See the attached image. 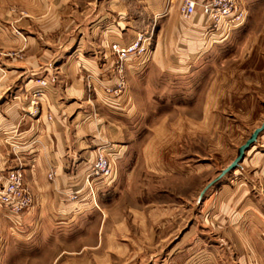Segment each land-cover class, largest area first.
Here are the masks:
<instances>
[{"label":"crops","instance_id":"1","mask_svg":"<svg viewBox=\"0 0 264 264\" xmlns=\"http://www.w3.org/2000/svg\"><path fill=\"white\" fill-rule=\"evenodd\" d=\"M185 1L0 0V48L12 51L0 50V188L20 169L34 197L25 215L0 207L1 264L26 253L40 257L34 264H264V132L237 171L257 168L260 183L201 193L181 231L165 232L174 217L152 215L153 201L136 193L146 177L170 173L168 159L136 152V123L162 103L176 123H202L201 112L256 111L264 100V0H238L245 25L216 31L199 7L206 0H191L189 19ZM141 31L154 33L152 54L128 62L124 96L106 95L102 85L117 84L111 46ZM245 64L257 65L252 76ZM206 69L202 106L195 82ZM40 79L50 85L34 107ZM101 151L109 178L93 173Z\"/></svg>","mask_w":264,"mask_h":264},{"label":"rangeland","instance_id":"2","mask_svg":"<svg viewBox=\"0 0 264 264\" xmlns=\"http://www.w3.org/2000/svg\"><path fill=\"white\" fill-rule=\"evenodd\" d=\"M10 11L13 14L17 13V9L13 7L10 8ZM12 26L14 29V25ZM141 32L153 34L151 44L153 51L154 33L152 31ZM141 32H138V34ZM15 33L18 34L17 31ZM262 42L264 43V41ZM1 51L2 53L12 54L11 50L3 49ZM236 66L239 67L240 65ZM244 66L249 68L247 73L252 76V70L257 65L245 64ZM206 71L208 72V69ZM207 72L204 73L200 83L195 82L196 93L200 96L202 106L204 94L209 88L208 84L212 76L210 71ZM124 82V89L118 88L117 84L115 86L102 85V88L106 95L119 98L124 96L129 89L127 69L124 75ZM187 88L192 92L193 82ZM108 89L113 91L108 93ZM30 102H32V95ZM257 104L256 111L237 113L228 109L218 113L207 112L204 114L201 112L202 123H176L177 113L170 106L162 103L161 105L159 104L158 109H154L151 113L149 123H136L137 154L141 155L144 152H148L152 155H159L163 159H168L171 174L169 173L168 176L154 175L146 177V182L142 181L137 185L139 188H137L136 192L137 195L142 194V198L146 197L143 198L144 200L153 201V212H150L152 215L167 214L169 217H174L171 221L172 223L167 225L165 232L174 234L177 231H181L188 226V222L193 217L199 215V195L235 160L239 148L249 139L255 129L263 124L264 100L259 98ZM31 116L34 115L31 114ZM210 116L211 119L206 121L205 118ZM166 118L169 121L161 123L162 121L160 120ZM237 171L238 169L228 174L206 194L208 195L225 183H236L242 180L244 183H260L259 176L255 174L257 168L252 167L244 172ZM236 172L238 174H235ZM95 177L100 178L97 175ZM126 194L123 197L124 199L129 198L128 193ZM160 203H162L163 208L160 207ZM138 210L147 213L151 211L149 208H144L142 203H140ZM175 217H179V219L176 220ZM159 226H161L160 223L157 227ZM37 258L40 257H33L26 253L18 259L13 256L10 262L5 264H34L38 261L36 260ZM159 260L160 257H158V263H160Z\"/></svg>","mask_w":264,"mask_h":264},{"label":"built area","instance_id":"3","mask_svg":"<svg viewBox=\"0 0 264 264\" xmlns=\"http://www.w3.org/2000/svg\"><path fill=\"white\" fill-rule=\"evenodd\" d=\"M177 0H169V5L173 6ZM201 13L206 16L211 23L213 30H219L224 27L229 29H238L245 25L247 15L238 0H206L200 6ZM198 3L187 0L183 3L180 10L185 18H191L197 11ZM153 34L139 33L135 40L126 46L113 44L111 51L115 57L112 68L113 77L117 80L118 88L124 89V75L128 62L134 58H141L152 54ZM38 89L32 93V104L37 106L38 101L43 96V90L50 83L45 79L37 80ZM112 89H108L110 93ZM38 109L35 108L31 114L38 115ZM93 173L100 178H109L113 173V168L108 155L105 151L98 154L97 161L93 166ZM52 181L56 177V172L52 171L48 175ZM34 206V197L25 183L24 173L20 169L11 170L6 177L5 185L0 188V207L11 214L25 215L30 212Z\"/></svg>","mask_w":264,"mask_h":264},{"label":"water","instance_id":"4","mask_svg":"<svg viewBox=\"0 0 264 264\" xmlns=\"http://www.w3.org/2000/svg\"><path fill=\"white\" fill-rule=\"evenodd\" d=\"M264 132V122L263 124L255 129L249 139L239 148L237 157L235 160L226 168L224 169L221 174L212 181L202 192V196L206 194L208 190H210L214 185H216L219 181H221L224 177L228 174L234 172L236 169L239 168L240 164L243 162L244 158L246 157V153L256 144L259 136Z\"/></svg>","mask_w":264,"mask_h":264}]
</instances>
